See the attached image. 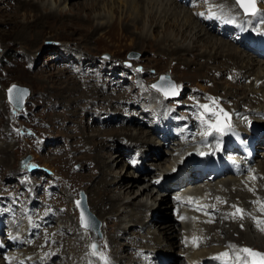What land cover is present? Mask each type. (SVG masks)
Returning <instances> with one entry per match:
<instances>
[{"label": "rangeland", "instance_id": "obj_1", "mask_svg": "<svg viewBox=\"0 0 264 264\" xmlns=\"http://www.w3.org/2000/svg\"><path fill=\"white\" fill-rule=\"evenodd\" d=\"M28 1H33V0H28ZM16 2L17 0H0V147L3 146L2 148L7 150L6 153L4 154L1 152L2 148H0V160L4 161L6 158H8L11 163V166L9 164H7V166H3V164L0 163V208H2L0 209V214L2 213L1 215L4 216V218L6 215L9 216V214L12 215L14 213H16L17 215L18 214L21 215V212L19 211L20 207H18L17 205L23 202L21 205L24 206L25 203L23 201V198H25L28 195L31 198H33L31 201L33 200L37 201L45 198L46 186L55 188L56 182L53 179L58 178L59 182L61 183L60 188H58V191L60 193V195L58 196H64L65 198L64 200L68 201V206L70 207V209L71 208L73 209L72 204L75 206L72 200H74V198H76L77 200L81 199V194H83L85 197V203L88 208V211L89 212L91 211L92 215L96 219L104 221L102 227L104 226L105 219L103 220V218L97 217V214L95 212L89 210L88 198L86 194L87 192L86 189H88V187L91 186V184L88 182L90 176L98 177L91 169L92 162H88V160L93 158L94 155L96 154L95 150L90 149L89 146H86L84 148L85 155L82 156L81 158L78 157L73 158L72 157L73 154H71V152L67 153L66 156L63 155V153L59 155L61 152H65V150L67 152L71 151L69 150L70 148L69 143L71 139L65 142V137H69L70 134L72 135L79 134V132L78 129H72V131L69 130L66 131L67 128L74 127V125L68 124V120H66V125H64L63 124L64 122H62L66 118L70 117V114L66 113V110L62 109V106L59 107L58 104L59 102L57 104L55 103L54 105V101L55 99L56 101L60 100L59 97L62 95L64 88L72 86V83L74 82H79L78 81L79 76L88 75L87 76L88 78L94 79L93 81H91V85H96L97 82L99 81L95 79L96 73L97 74L102 73L101 75H103L104 78L110 79L109 85L111 89L108 90L107 88L106 90L104 89V91L101 93V96L104 95V97H109V96L111 97L112 95V96L120 97L122 93H124L122 89H126L127 96L133 100L135 97L139 99L137 96H141L144 90H146V92L148 93L152 92L151 84L156 82L161 74H167L174 81L177 89L179 90L178 98L176 100L168 99L173 101H168L167 105H170L169 103H173L174 106H177L178 108L182 105V103L188 102L189 96L191 95L193 96V102L198 106H200L199 105L200 102H204V104H207V102L209 101L208 97L210 96L212 100L215 101V106H217L216 108H220L222 107L221 103L222 100H224L223 98L227 96L228 98L225 99H228V101L232 100L231 102H234L237 99L239 100L241 99L240 97H242V91L239 92V89L242 87L243 84L250 85V83H244L243 81L242 82L240 81V83L237 84H232L230 83L232 78L227 76L228 72L218 73V72H214V70L209 71L205 69H202L201 71H195V66L188 68L185 66V63L183 61H176L172 58L173 56L170 57L168 51L171 48H175L176 45H173L174 42L172 39L175 38L176 35H178L176 37L178 41H180V44L178 45H181L183 43L185 44V45L183 44L184 46H187V44L189 45L190 43L192 44L191 37L189 39L186 38L182 39L183 33L187 31L188 32L191 31V29L187 30L191 28L190 26L188 27V25L190 24L186 23L188 20L185 19L184 20L185 22L182 21L184 14H182V17L179 19H177V17L172 18L171 16L169 20L167 18L162 22V20L159 18L160 17L159 15L160 12L164 9V7L156 16L155 15V11L157 8L156 6L154 13L152 14L153 16L156 17V20L154 23H151V21L147 18L146 26L148 27L146 28L148 29L144 31V30H138L136 27L133 26L134 17H128L129 15L126 13L125 9H121L120 12L118 11L115 15H111L110 17V15L108 14V10L107 9L104 10L103 7H97L96 8L97 10L92 9L90 11H87L80 9V6H77V4L82 5L91 2V0H70L68 1V5L62 11L65 14L64 19L62 17H58L56 19L50 20L48 21V24L45 27L31 26L29 28L31 34L28 36V38L24 39L23 41L21 38H19V35L22 32V30H24L23 26L26 25L27 21H26V17H24V14H22V12L19 13V11L15 9V7L17 6ZM33 2L37 4L43 3L42 5L44 6V10L49 8H52L54 11L57 12H60L62 10L58 6L59 5L58 0H34ZM51 3H53V7L49 6ZM262 3L264 6L263 0H261V6ZM72 4L73 6H75L76 4V7H72ZM165 4H167V1H165ZM180 6L182 5L179 4V7ZM181 8L187 10L183 6ZM100 16L101 18L105 16L110 17L107 20L109 25L107 24L108 27L104 29L105 31L99 32V34L93 37L92 34L93 31L98 26L99 23L98 21L100 19ZM162 16H164V14ZM122 19H123L122 24L124 26H129L131 28V35L125 34L122 31H114L113 29L110 31V28H112L110 26L114 22L115 24H119ZM150 27L151 30L148 31ZM212 36L216 38V41L215 39H213L214 37H212L211 40H208V37H206L205 39H207L209 42L212 41L214 43L215 42L219 43L220 41L222 42L224 41L216 37L214 34ZM217 38L220 39V41H218ZM167 40H169V43L166 42ZM236 47L238 48V46ZM70 50H73L75 53L70 52ZM159 50H164L165 52L167 51L166 55H163L162 53L160 54ZM196 50H195L196 54H200V52L204 53L207 51V47L204 48L202 44H199ZM238 50L239 52H241L240 49ZM62 51L66 52L67 54L66 53L63 54ZM105 54L108 55V58H104ZM132 54H136L139 56L138 58H130L129 56ZM74 55H78V57H74ZM71 56H73L72 59L73 58L77 59V62L79 64H82L83 67L85 62L88 63L86 59L83 58V56L88 59H92L93 62L90 63V67L87 69V71L84 69L81 70V66H79L78 69V65H75L74 63L73 64L70 63L72 62ZM249 56H252L253 58L252 57L250 58H252L253 60L259 61L253 55L249 54ZM67 59H70V61H65ZM186 59L187 60L189 59L191 61H196L198 64L201 65L206 64V60L203 59L199 60L194 55L186 56ZM79 60L81 61L79 62ZM222 60H224L222 63L226 61L225 58H223ZM209 64L211 65L213 63L209 62ZM65 65L68 67L73 66L77 72H75L74 69L70 68V72L72 71L74 72L67 74L68 79H66L65 75H61L62 79H60V77H58L60 72L59 70H63L64 69L63 67H66ZM214 66H210V67H214ZM102 68H104L103 72H102L103 70ZM98 69H100L101 71ZM88 71H90L89 74H85ZM105 73L108 74V76L105 75ZM113 73L114 76L112 78L109 77V74H113ZM75 76L78 78H76ZM128 77L131 80H127ZM79 80L82 81V79ZM123 80H125L124 81L125 84H121L120 88H118L116 86L117 82L118 81L122 82ZM13 84L28 88L30 93L29 97L26 100L25 107L22 112H15L11 108V105L7 102L6 99V90ZM65 90L67 91V89ZM233 94H235L236 97L231 98L230 96H232ZM78 96L76 95L74 99H78L79 98ZM153 96L158 103H162V100H160L158 96L156 95ZM246 96L252 98L251 94ZM142 98H145V94L143 95ZM146 100L148 101L149 99ZM62 101L64 102L63 99ZM97 102L100 103L102 101L100 100ZM97 102H95L96 105ZM223 103H225L224 105L226 106L227 101H224ZM127 105L128 104L123 105V108L125 109ZM234 105L235 104H230L229 107H233ZM117 106L118 105H114V109L117 108ZM107 109H110V106L106 107L105 109H101V110L96 109V110L104 113L101 116L102 118L104 117L106 118L108 117L105 116ZM124 109L118 111L113 110L112 111L114 113L113 115H115L117 119L120 118L121 116L120 114L124 111ZM140 114L142 113L140 112ZM113 115L111 116L112 118L115 117ZM85 116L89 118L87 114ZM208 118L209 116L205 117V119ZM132 121L140 122L137 119ZM82 122L85 123L86 120ZM114 122L117 124L116 125L117 127L114 126L115 125L114 123L110 126L106 124H104V126L88 125L89 128L87 130L88 132L85 133V137H90V138L94 137V135H96L95 131L98 130L99 132L104 131L102 133H105V131L108 129L119 128L118 122L117 121ZM28 130H30L31 132H29ZM145 131L150 132L151 129L146 127ZM107 135L115 136V138L117 139H121V137L123 138L126 137V136L125 137L120 136L119 133L114 134L112 132H108ZM78 138H81V136L80 137L78 136ZM102 138L98 137L99 140H101ZM129 142L131 143L132 141L130 140ZM86 148H88L89 150ZM162 154L163 155H161L159 159L161 165L158 167L159 170L156 169L157 172H159L162 169V167L163 168L167 167L164 166V164L166 161H168L167 157L169 152L167 150L166 151L164 150ZM29 155L31 156L30 161L27 163L26 166L21 167V161ZM86 156L88 159L82 161L83 157ZM263 159L257 161L258 165H259V161H263L264 163ZM115 161L116 162L113 163V167H114L113 169L114 172L116 171L115 175L119 176L120 174L118 173L121 170V158L117 157ZM83 165L84 166L86 165L87 167H83ZM28 168L30 169L28 170ZM90 173L91 175H89ZM154 177H156V174L154 173V171H152L151 175L147 176L146 181L140 180L137 186L149 182L150 178H154ZM126 183L129 184V181H126ZM34 188L35 191L33 190ZM143 190L144 189H141V192H143ZM155 191H156L155 189L152 190L151 192L152 195L148 194L149 197L146 196L145 199H143L141 202L143 204H148L149 206H151L153 202H155V204L157 203V208H158L161 202L160 195L162 193L159 195ZM2 192L4 194H2ZM226 194H229V191ZM138 195H140V193ZM47 197L49 198L50 196ZM165 197H166V201H168V197L167 196ZM130 198H131L130 200L132 201L133 200L132 198L134 197L131 196ZM54 202L56 205L57 203H59L57 198ZM7 203H15L16 204L15 208L9 209L8 207H6V205H8ZM251 203H252L251 208H255V206L258 204L259 206L261 205V201L258 200L256 202L250 201V204ZM26 205L27 207L29 206L28 203H26ZM58 206L61 207V204H59ZM70 209L69 212L67 211V213L70 214V216L68 217H71L72 215V217L75 218V215L76 213H78V210H75L76 212L75 213L74 211H70ZM166 213H167L166 217H168L169 221H171L170 224L175 225V230L180 235V232L182 230V224L180 222H174V220L172 219L173 217L170 214L169 206L167 207ZM253 213L255 212L253 211ZM156 214L158 216V213ZM15 217L17 216H14V218ZM251 217L248 218L247 216V220H244L246 225L247 222H250L252 220ZM159 218L160 221L162 222L168 221L167 219H162L161 217ZM149 219L150 221L148 223L151 222V224L145 223V225H147V228L146 227L142 229L137 228L136 231L137 232L140 231V232L139 233L136 232L137 233L136 238L131 237L130 241L131 239H134L136 241L137 238L140 237L143 243L144 242L143 237H146L148 235L147 233L149 231L148 228L151 225H152L151 226L152 230H155L156 233L159 232L158 227L156 226V223L158 221L153 222L152 220L154 219V217ZM60 220L63 221L64 225L65 222H67L66 218L62 219L61 217ZM110 220L112 223L114 222L117 223V220H113L112 218ZM55 221L56 220L54 219L53 223ZM15 223L16 221L14 220L13 224L15 225ZM220 224L215 226V228L216 227L220 228L222 226L225 229V231L235 228V226H231V225L229 226V224H224L223 222H221ZM36 225H37V229L35 230L37 231V234H39L41 233V231H43V229L40 230V227L42 225H38V223H36ZM122 226L127 227L126 225H122ZM128 227L130 226L128 225ZM247 227L249 228L248 225ZM215 228H212L211 231L215 233L216 236H218V238L226 236L228 237V239L233 240L238 235L237 233L234 234L233 231L232 233L225 234L224 232L223 234H220L218 232H221V230L220 229L215 230ZM241 228H244V226L240 227V229ZM247 229H241V230L246 231L248 234H250V232L252 233L250 228H249L250 231ZM107 231H111V230L105 229L106 234ZM69 234H71V231L64 237V239L66 240L70 239ZM140 234H142L141 235L142 237L140 236ZM26 235L27 234H25L24 236ZM250 236L252 239L249 238L250 240H245L246 245L243 246L242 248H245L246 246L252 244L251 246H253V248L251 249L264 253L263 246L257 243L249 244L250 242H252L251 240H254L260 235L257 237L252 235ZM147 237L150 238V235H148ZM28 239L30 240L28 244L33 248H36L39 245L36 237L29 235ZM151 239L152 237L149 240L151 241ZM120 241L122 243L124 240L123 241L120 240ZM153 242H152V246H154ZM123 243L127 244L125 242ZM136 243L137 242L134 243V241H131V245ZM66 244L68 246V243ZM165 244L166 243H164L162 247L168 250L169 248H167ZM178 245L180 246V242L178 243ZM69 246L68 248L78 247L81 250L85 249V247L82 245V243L79 240H77L74 244H71ZM179 246L175 248V252H173V255L170 259L172 261V264L176 262L178 264L179 253H182V251H180ZM57 247L58 246L56 245L55 248ZM169 252L171 251L169 250ZM192 252H194V250H192L190 253ZM107 254L108 253L105 252L103 257L107 258ZM126 254H124L123 257L127 256V258L123 262L130 260L134 253L133 251H131L130 254L127 255ZM120 256L121 255L118 254V257ZM64 257H65L64 258L65 261L69 259L71 260L70 256L65 255ZM98 259L100 261H104L103 259H101V257ZM60 260L61 259L59 258V261ZM70 263L78 264L77 261H73V262L70 261Z\"/></svg>", "mask_w": 264, "mask_h": 264}, {"label": "bare ground", "instance_id": "obj_2", "mask_svg": "<svg viewBox=\"0 0 264 264\" xmlns=\"http://www.w3.org/2000/svg\"><path fill=\"white\" fill-rule=\"evenodd\" d=\"M33 1L17 0V2H16L17 6L15 7V9L17 11H19V13L22 12V14H24V17H26V21H27L26 25L23 26L24 30H22V32L19 35V38H21L23 41H24V39L28 38V36L31 34L30 29H29L31 26L45 27L48 24V21H50V20L56 19L58 17H62L64 19L65 14L62 11L68 5V1H70V0H58L59 1L58 6L60 9H62L60 12L54 11L52 8L44 10V6L42 5L43 3L37 4ZM165 1H167V4H165ZM257 1H258V7L264 8L263 3L261 6V0H257ZM178 2H179V0H91V2H88L86 4H82V5L77 4V6H80V9L87 10V11H90L92 9L94 10L97 7H103L104 10L105 9L108 10V14L110 15V17H111V15H115L118 11L120 12L121 9H125L126 13L129 15L128 17H134L133 26L136 27L138 30H144V31H146L148 29V28H146V27H148V26H146L147 18L151 21V23H154L156 20V17L152 15L154 13L156 6H157L156 11H155L156 16L159 14L161 9L164 7V9L160 12V15H159L160 16L159 18L162 20V22L164 20H166L167 18L169 20V18L171 16H172V18L177 17V19H179L182 17V14H184L182 21H184L185 19L188 20L186 23H189L190 25H188V27L190 26L191 28H189L187 30L191 29V31L188 32L186 30L187 32L183 33L182 39H184V38L189 39L191 37V42L193 45L191 43L189 45L187 44V46H184L185 45L184 43H183L184 45L183 44L178 45V44H180V41H178V39L176 37L178 35H176L175 38H173V39L171 38L174 42L173 45H176V46H175V48H171L168 51L170 54V57L173 56L172 58L176 61H183L185 63V66L188 68L195 66V71H201L202 69H205V70H209V71L214 70V72H218V73H225V72L231 73L232 70H238L240 72V74H239L240 77L244 78L245 81H246V79H253V80L250 83V85L243 84L244 86L242 85V87L239 89V92L242 91V97H240L241 99H239V100L237 99V103L238 104H246V103L252 102L254 99H249V97L246 96L249 94L257 96V99H259V98L264 99V64H262L261 62L259 63V61H257V60H253L252 59L253 57L249 56V54L239 52V50H238L239 48H237L236 46H234L230 42H225V41L222 42L218 38H217V40L220 41L219 43L218 42L214 43L212 41L209 42L208 40H211L212 37H214V36H212L213 35L212 31L208 27H206L204 24H210V28L212 29V26H213V24H215V22L210 17H207V18L204 17V24L201 23V21L196 20L192 16V14L190 13L191 11L184 10L183 8H181L182 6L179 7ZM224 2H226L227 4L231 3L230 0H224ZM263 2H264V0H263ZM49 6L53 7V3H51ZM72 7H76V4H75V6H73V4H72ZM194 10H196V8H194ZM163 14H164V16H162ZM225 14L229 15L228 13H225ZM28 17H29V19H28ZM110 17L105 16V17L101 18V16H100V19L98 21L99 22L98 26L93 31V34H92L93 37L96 36L97 34H99V32L105 31L104 29L106 27H108V25H109L107 20ZM231 17L234 18L235 16L232 15ZM30 20H32V21H30ZM260 21H261V19L257 20L256 16H253V17L249 16V17L243 18V22L240 23L238 26H236L232 23H231V25L234 26V27L233 26L232 27L235 30H238L241 27L247 28L252 33V35H254V33H255L254 38L256 41H259L261 39V37L264 38L263 37L264 36V26L257 28V25L259 24ZM122 22H123V19L120 22L121 24L120 23L115 24V22H114L110 26V27H112V28H110V31L113 29L114 31H122L125 34L131 35V28L129 26H124L122 24ZM191 22H192V24H191ZM77 24H79V23H77ZM64 28H66V27H64ZM89 28H90V26H89ZM89 28H86V29H89ZM94 28H95V26H94ZM150 30H151V27L149 28L148 31H150ZM188 33H189V35H188ZM242 36H246V35L242 33ZM206 37H208V40L205 39ZM168 39H170V38H168ZM213 39H215V41H216L215 37ZM35 40H36V38H35ZM41 40H43V39H41ZM166 42L169 43V40H167ZM185 42H186V40H185ZM199 44H202V46L204 48L207 47V51L204 53L200 52V54H196V51H197L196 49H197ZM159 51H160V54L162 53L163 55H166V53H167V51L165 52L164 50H159ZM70 52L75 53L73 50H70ZM65 53L66 52H63V54H65ZM189 55H194L199 60L200 59L206 60V64L201 65V64H198L196 61H191L189 59L187 60L186 56H189ZM72 57L73 56H71V58ZM74 57H78V55H74ZM250 57H252V58H250ZM83 58L86 59V61L88 62V63L85 62L86 64L84 63V67H83V69L87 71V69L90 67V63H92L93 60L88 59L84 56H83ZM223 58L226 59V61L224 63H222L224 61V60H222ZM75 60H77V59H75ZM80 61L81 60H79V62ZM209 62H211L213 64L210 65ZM214 64H215V66H214ZM209 65L214 66V67H210ZM63 68H64L63 70H59L60 72H59L58 77H60V79H62L61 75H65L66 79H68L67 74L72 73L74 71L70 72V67H68V66L63 67ZM102 69H103L102 70V72H103L104 68H102ZM171 69H173V68H171ZM98 70H100V69H98ZM90 71L86 72L85 74H89ZM101 74L96 73L95 79L99 80L96 85H91V81H93L94 79L88 78L87 77L88 75L87 76H85V75L79 76L78 75L79 79H82V81H80L78 79L79 82H74V83H72V86L64 88L62 95L59 97L60 100L56 101V99H55L54 105H55V103L57 104L59 102L58 103L59 107L62 106V109H65L66 113L70 114V117H68L69 119L66 118L62 122H64L63 124L66 125V120H68V124L74 125V127L73 128L69 127L66 129V131L67 130L72 131V129H78V132H79V134H75V135L70 134L69 137H65V142H67V140L71 139L70 143H69L70 144L69 150H71V151L67 152L65 150V152H61L59 155H61L63 153V155L66 156L67 153L71 152V154H73V156H72L73 158H76V157L81 158L82 156L85 155L84 154L85 153L84 148L86 146H89L90 149H94L96 152L94 157L89 159L88 162H92L91 169L98 177L90 176V179L88 182L91 184V186H89L88 189H86V191H87L86 194H87V198H88L89 210H92L93 212H95L97 214V217H101V218H103V220L105 219V224L103 226V232H102V233H104V236L100 240H98L97 239L98 236L96 235V233H90V232H88L87 229H84L82 227H81L82 228V230H81L80 225H79V219L77 218V215H75V218H73L72 215H71V217H68V216H70V214L67 213V211L69 212V209H70V207L68 206V201L64 200L65 199L64 196H58L57 199H58L59 203H57V204L58 205L61 204V207H59L60 215H61L62 219L66 218L67 222H65V225L68 228L69 232L71 231V234H69L70 239H68V240L63 239V243L64 244L68 243V246H69L71 244H74L77 240H79L82 243V245L85 247V249L81 250L78 247H76V248L75 247L74 248H62L61 247L62 242L60 240H58L57 243L54 245V247H52L53 251L55 252V259L53 261H51V263L52 264H74V263H70V261H72V262L77 261L78 264H99V262H97L96 259L94 258L95 255H93V253H92L93 249H90L91 248L90 243L93 244L92 241L97 243L98 247H99V243L103 248L105 247L106 252L113 258L114 261L121 260L123 262L126 259V258H123L124 254H126V252H127V254H130L132 251L130 249V247L135 245V244L131 245V241H134V243L142 241L140 237L137 238L136 241L134 239H131V241H130V238L131 237L136 238L137 233L140 232V231L139 232L136 231L137 228H139V229H142L145 227L147 228V225H145V223H148L150 221L149 218H153L154 214H156V213H158V216H156L152 221L153 222L158 221L156 223V226L158 227L159 232L156 233L155 230H152V228H151L152 225L148 228L149 231L147 232L148 235H150L152 237L151 241L152 240L154 241L153 248L155 247V249H157L158 247L161 246V250L157 249L156 253L154 255L157 258L159 257L160 260L162 259V257H165L167 259H171L173 252H175V248L179 246L178 245V243H179L178 239H180V237H179L180 235L175 230V225L170 224L171 221H169V218L166 217L167 216L166 210L168 207V201H166V197H165L166 195L164 194V192H162V194L160 195L161 196V202H160V205L158 206V208H157V203L155 204V202H153V204L151 206H149L148 204H143L141 201L143 199H145L146 196L149 197L148 194L152 195L151 192H152V190L155 189V187H153L150 183V180L152 178H150L149 182L143 183L142 185H139L140 187L137 186V184L140 180L145 181V178L148 175H151L152 171L147 169V167H148L147 163L149 164V162H151V165L154 167L156 166V169L159 170L158 167L161 165V162L159 161L160 152L162 153L160 148L163 147V144L160 142H154V140H152L154 138L151 136L152 132L151 131L150 132L145 131L144 126L140 122H137V121H129L126 123L125 126L120 125L119 128L108 129L105 131V133H102L104 131L99 132V130H98V131H95L96 135H94V137H91V138L85 137V133L88 132L87 131L89 128L88 125L98 126L100 124H106V125L110 126L113 124V121H117L119 124L120 118L117 119L115 115L114 116L116 119H114V120L112 117L111 118L110 117L102 118L101 115L104 113H102V112L99 113L96 109L101 110V109H105L106 107L110 106V109H107L106 114H111V113L114 114L112 112L113 110H116V111L122 110V109H124L123 105L131 104V100L127 101L128 96H127L126 92L122 93V95L120 97H116V96H112V95H111V97L110 96L104 97V95L101 96V93L104 91V89L105 90H106V88H107V90L111 89L110 85H109L110 79L104 78L103 75H101ZM105 75L108 76V74H106V73H105ZM113 76H114V73L109 74V77L112 78ZM76 78H78V77H76ZM74 81H76V80H74ZM258 81H262V84L260 86H256V83ZM228 84H230V83H228ZM246 86H248V87H246ZM244 87H246V88H244ZM65 89H67V91ZM113 90H115V89H113ZM152 90L154 91V89H152ZM153 93L158 95L157 93H159V92H157V93L153 92ZM143 94H145V91L143 92ZM76 95L77 96L79 95L78 99H74L76 97ZM151 96H152V94L151 95L148 94V96H146L145 99H149L147 101V103L151 102ZM230 97L234 98V97H236V95L233 94ZM163 98H164V96H163ZM225 98H228V97L226 96ZM62 99L64 100V102L62 101ZM100 100L102 102H100V103L97 102ZM231 101H228V102H231ZM95 102H97V105ZM118 104H120L121 106L119 105L117 108L114 109V105H118ZM111 106H113V107H111ZM86 114L89 116V118H87L85 116ZM84 120H86L85 123L82 122ZM258 122H262V121L258 120ZM114 126H116V125H114ZM132 128H134V129H132ZM108 132H112L114 134L119 133L120 136H124V137L126 136L127 138L128 137L129 138L127 139L126 137L125 138L121 137V139H117V138H115V136H108L107 135ZM78 136L79 137L81 136V138H78ZM98 137H101V138L104 137V138L99 140ZM129 139L132 141L131 143L129 142L130 141ZM85 142H86V144H85ZM124 142H126V143H124ZM137 146L147 148L148 153H149L147 163L144 166L145 174L143 176H139V177H135V175L132 173V171L128 170V167H127L128 164L127 165L125 164V162H126L125 161V155H126L125 151L127 149H131V148H134ZM2 147H0V148H2ZM86 149H88V148H86ZM1 150H2L1 152L4 154L7 151L4 148H2ZM57 153H58V151H57ZM117 157L121 158V170L118 173V174H120L119 176L115 175L116 171L114 172V169H113L114 168L113 163L116 162L115 159H117ZM87 159H88L87 156L83 157L82 161L87 160ZM176 159L177 158L174 159V162L176 161ZM5 160H6V162H5ZM5 160L4 161L0 160V163L3 164V166H7V164H9L11 166L9 159L6 158ZM168 161L165 162L164 166H167L166 164L168 163ZM93 163H95V164H93ZM162 165H163V163H162ZM171 166H172V164L168 165L165 168L162 167V169L159 171V173L162 176H165L166 174H168V171H169ZM258 166H259L260 170L262 171V173L264 174V163H263V161H259ZM83 167H87V166L83 165ZM222 168H223L222 164L220 162H216L214 167H213V170L216 172H219L222 170ZM54 171H55V169H54ZM74 175H75V173H74ZM89 175H91V173ZM156 177H154V178H156ZM126 181H129V184L126 183ZM56 182H57V186H59V188H60L61 183L58 181V179L56 180ZM211 187L220 188V184L218 182V184H216L215 186H211ZM230 188L231 187L229 185L226 186V189L229 192H232L230 190ZM141 189H144L143 192H141ZM33 190L35 191V188ZM139 193H140V195H138ZM248 193L249 192L240 190V188H239L238 192H236L234 195H235V197H237V200L235 201L236 205L241 206V210L243 211V215H242L244 217L243 220H247V216H248V218H250L252 216L251 217L252 220L250 222H247V225L251 226L253 221L257 220V217L262 216V215L260 213H257V211H256V206L258 207L259 204L256 205L255 208H251L252 203L250 204V200L252 199L251 202H256L257 200L262 201V199L256 200L252 195H250ZM2 194H4V193L2 192ZM232 194H233V192H232ZM131 196L134 197V198H132L133 199L132 201L130 200ZM32 199L33 198H31L28 195L25 198H23V201H24V203H27V202H30ZM75 200H77V199L74 198V200H72V202L73 203L75 202V204L77 205ZM152 200H153V198H152ZM39 203H37V205H39ZM72 206H73V209L71 208L70 211L75 212V210H77V208L75 209V206L73 204H72ZM108 207H109V209H108ZM0 209H2V208H0ZM157 209H159V210H157ZM253 211L255 213H253ZM12 215H13L12 217L18 216L17 220L19 221V223L16 226V229L11 231L9 238H4V240H5L4 244H10V246L15 247V244L20 243V240H22V238L25 237L24 236L25 234H28L33 229H37L36 223H38V225H42V224L34 220L33 226H29L30 222L28 220H26L24 217H21L20 214L17 215L16 213H14ZM37 217L40 220H42L45 217V215L44 214H42L41 216L37 215ZM67 217H68V219H67ZM159 217H161L162 219H167L168 221L162 222V221H160ZM22 218H23V221H22ZM111 218L113 220H117V223L116 222L112 223L110 220ZM53 220H54V218H52V216H49L46 218L45 221L48 224H52ZM99 221H101V220H99ZM59 222L62 223L61 221H59ZM101 222L104 223V221H101ZM148 224H151V222ZM122 225H126L127 227H123ZM128 225L130 227H128ZM231 226H235V228H232V229L226 230V231L222 226L220 228L214 227L215 230H217V229L221 230V232H219L220 234H223L224 232H225V234L226 233H232V231L234 234L235 233L238 234L233 240L228 239V237H226V236L218 238V236L214 235L213 239L220 240V243L222 245L226 244L227 249L235 251L236 248H240V245H246L245 240H250L249 239V238H251L250 235L255 236V237L259 236L253 232H252L253 234L252 233L248 234L246 231L241 230L240 226H237L236 223H233ZM59 228L60 227H57L56 229H59ZM42 229L43 228L41 226L40 230H42ZM73 229L75 230V232ZM105 229L106 230L110 229L111 231H107V234H106ZM113 231H114V233H113ZM151 231L152 232L155 231V232L152 233ZM42 235H43V231H41V233L38 234V237H41ZM62 235H64V233H62ZM155 235H157L158 237ZM146 237H143V239H146ZM53 239L57 240L58 238H56V236H54ZM101 240L104 242H101ZM120 240H122V241L124 240L123 242H125L127 244H124L123 242L121 243ZM1 241H2V238H1ZM251 241L252 242H250V243L248 242V243L249 244L257 243V244L264 247V238L262 236H259V237L255 238L254 240H251ZM214 242H217V240H214ZM164 243H166L165 245L167 246V248H169L168 250L165 249L164 247H162V245H164ZM116 244H117V247H116ZM56 245L58 246L57 248H55ZM230 245L234 246V247L230 248L229 247ZM251 245H248V246L253 248V246H251ZM66 246H67V244H66ZM87 247H88V250L86 251ZM254 247H256V246H254ZM215 249H217V248H214L213 250H215ZM169 250L171 252H169ZM97 251H98V249H97ZM165 251H167V252H165ZM166 253H168V254H166ZM118 254H120L121 256L118 257ZM15 255H18V254L17 253L10 254V255H8V258L10 259V256L13 257ZM65 255L70 256L71 260L69 259V260L65 261V259H64ZM29 258H30V261H33V259L31 257H29ZM59 258L61 259L60 261H59ZM129 258H130V256H129ZM157 258H155L153 261H156ZM62 259H64V260H62ZM187 260H188L187 262L189 264H203L204 262H208L211 260V254L208 251H194V252L189 253L187 255ZM67 262H69V263H67ZM0 264H6V260L1 256H0ZM42 264H48V263H47V261H44Z\"/></svg>", "mask_w": 264, "mask_h": 264}, {"label": "snow or ice", "instance_id": "obj_3", "mask_svg": "<svg viewBox=\"0 0 264 264\" xmlns=\"http://www.w3.org/2000/svg\"><path fill=\"white\" fill-rule=\"evenodd\" d=\"M198 2V0H194V3ZM236 4L239 5V7L243 10L244 13L250 14L255 16L257 13V6H256V0H235ZM199 15L204 16V13H200ZM261 22H264V14H261ZM162 81L165 80V78H161ZM154 88H157L158 91H163L165 95H175V86L172 85L170 82L166 85L164 83L160 85H154ZM213 105H215V101H213ZM204 112L209 113V118L204 119L203 114H201L200 122L201 125L204 126V131L201 133L204 136L212 135L213 132L223 135L224 130L228 125L226 124L225 120L228 117V114L226 112H223L221 109L218 112L213 111L212 106L210 105H201L200 106ZM216 121V122H212ZM200 155H204V153H200ZM79 206V202H77ZM237 211H241L237 209ZM264 211V209H262ZM89 219L85 217V213L82 210L81 211V223L82 226L85 228L89 227ZM93 255H97V245L93 244ZM234 247V246H229ZM220 258H225L222 261V264H264V253H261L259 251H255L251 248H236L234 253V259H227L229 258V252H224L220 254ZM101 259L105 260V264H107L106 258H104L101 255Z\"/></svg>", "mask_w": 264, "mask_h": 264}, {"label": "water", "instance_id": "obj_4", "mask_svg": "<svg viewBox=\"0 0 264 264\" xmlns=\"http://www.w3.org/2000/svg\"><path fill=\"white\" fill-rule=\"evenodd\" d=\"M11 90V91H10ZM21 90H23V92H24V95H23V97L21 98L20 97V95H17L15 92H17V87L16 86H11L9 89H8V91H7V93L10 95H8V98L10 99V101L11 102H17V105L19 106V107H22L23 106V100H24V98L28 95V90L26 91V89L24 90V89H21ZM19 91V90H18ZM20 98H21V100H20ZM14 99V100H13ZM21 103V104H20ZM22 105V106H21Z\"/></svg>", "mask_w": 264, "mask_h": 264}]
</instances>
